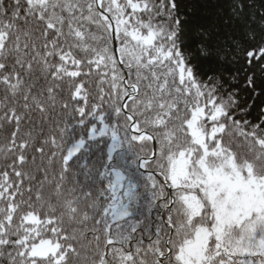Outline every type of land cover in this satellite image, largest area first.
I'll return each instance as SVG.
<instances>
[{
    "label": "snow or ice",
    "instance_id": "1",
    "mask_svg": "<svg viewBox=\"0 0 264 264\" xmlns=\"http://www.w3.org/2000/svg\"><path fill=\"white\" fill-rule=\"evenodd\" d=\"M0 264H264V0H0Z\"/></svg>",
    "mask_w": 264,
    "mask_h": 264
}]
</instances>
